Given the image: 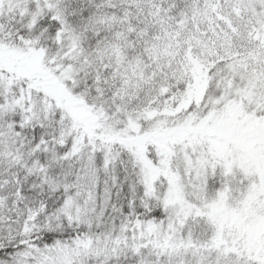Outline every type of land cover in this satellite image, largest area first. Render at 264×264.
<instances>
[{
    "label": "snow or ice",
    "instance_id": "6c2138e0",
    "mask_svg": "<svg viewBox=\"0 0 264 264\" xmlns=\"http://www.w3.org/2000/svg\"><path fill=\"white\" fill-rule=\"evenodd\" d=\"M0 264H264V0H0Z\"/></svg>",
    "mask_w": 264,
    "mask_h": 264
}]
</instances>
